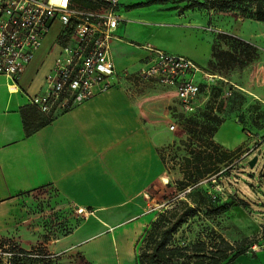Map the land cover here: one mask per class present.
<instances>
[{
    "label": "crops",
    "instance_id": "obj_1",
    "mask_svg": "<svg viewBox=\"0 0 264 264\" xmlns=\"http://www.w3.org/2000/svg\"><path fill=\"white\" fill-rule=\"evenodd\" d=\"M149 1L119 0L125 21L117 29L120 41L111 46L117 71L136 72L149 57L147 46L188 56L205 69L214 38L194 24L166 15L169 12L159 4L142 5ZM185 44L193 54L183 53ZM48 45L44 43L14 88L0 76V238L21 242L19 226L11 221L10 227L7 217L27 195L52 189L66 207L90 217L80 215V222L67 234L38 242L53 257L78 255L86 264H102L105 247L118 239L117 231L144 225L149 209L143 195L164 180L156 125L140 93L153 84L119 79L106 93L57 114L47 126L25 137L20 110L42 90L52 67L53 60L48 62L51 37ZM125 47L130 50L126 58ZM129 231H119L117 236L120 239ZM241 260L264 264V244L258 251L239 256L235 264Z\"/></svg>",
    "mask_w": 264,
    "mask_h": 264
},
{
    "label": "rangeland",
    "instance_id": "obj_2",
    "mask_svg": "<svg viewBox=\"0 0 264 264\" xmlns=\"http://www.w3.org/2000/svg\"><path fill=\"white\" fill-rule=\"evenodd\" d=\"M194 2L202 3V0H152L142 5L159 4L163 11L169 12L166 15L177 16L185 23L194 24L199 31L214 38L213 60L204 71L222 77L223 81H217L216 87H210L209 99L197 110L194 119L195 125L204 127L203 123L206 124L212 116L218 117L219 124L211 139L221 151L230 153V161L220 166L216 175L219 179L210 176L198 181L193 187L178 191L177 183L182 179L179 164L187 155L188 145L184 131L187 122L181 117L193 116L180 113L174 88L152 85L141 90L150 121L156 125L154 135L159 139L158 152L164 161L166 174L162 175L163 182L157 181L146 196L149 216L144 225L138 223L134 227L129 225L122 228L119 231H130L120 239L117 231L115 236L118 239L110 244L108 242L105 247L106 255L102 258V264H135L136 253L149 223L160 212L174 207L178 201L191 204L192 201H199L200 195L206 197V205L220 208L221 212L205 218H191L177 236L181 244L204 239L209 229L222 235L230 244L244 243L250 253L260 250L264 244V105L251 95L264 100V23L234 11L197 8L192 6ZM248 12L253 13V9ZM49 38L45 41L47 46ZM241 41L252 48L250 54L253 59L249 62L242 54L244 46L239 44ZM191 49L190 45L185 44L183 53L193 54ZM129 51L125 47L123 57L126 58ZM185 57L198 65L194 59ZM52 60L54 53L48 57V62ZM232 87L231 97L223 102L221 92ZM59 113L62 112L41 115L52 120ZM170 116L177 125L173 131L168 128L171 125ZM191 144L192 149L198 148L195 141ZM258 150L261 153L250 168L247 162ZM226 167L229 168L227 173ZM77 213L65 206L55 190L27 195L15 212L7 217L10 227L14 225H11V221L19 226L16 229L19 230L21 242L0 238V251L1 242L6 240L9 245H16L26 251L35 249L37 254H50L48 248H44L38 240L46 243L47 240L59 238L80 222V215L83 219L90 217L84 211ZM51 260L55 264H86L78 255L53 257ZM239 264L246 263L241 260Z\"/></svg>",
    "mask_w": 264,
    "mask_h": 264
},
{
    "label": "built area",
    "instance_id": "obj_3",
    "mask_svg": "<svg viewBox=\"0 0 264 264\" xmlns=\"http://www.w3.org/2000/svg\"><path fill=\"white\" fill-rule=\"evenodd\" d=\"M124 21L119 0H0V76L14 88L51 37L52 67L42 90L29 99L40 114L67 112L114 88L119 79H129L136 85L174 88L180 113L196 115L209 99L210 87L223 78L186 57L148 46L149 57L136 72L117 71L111 46L120 41L117 29ZM233 90H223L221 100ZM169 129L175 130V124Z\"/></svg>",
    "mask_w": 264,
    "mask_h": 264
},
{
    "label": "trees",
    "instance_id": "obj_4",
    "mask_svg": "<svg viewBox=\"0 0 264 264\" xmlns=\"http://www.w3.org/2000/svg\"><path fill=\"white\" fill-rule=\"evenodd\" d=\"M192 6L216 9L220 12L234 11L247 16L248 19L264 23V0H202V3L194 2ZM249 9H253V13H249ZM239 44L244 46L242 54L247 58L246 61H251L253 57L250 54L252 49L250 45L242 41ZM213 49L214 45L207 66L213 60ZM20 115L25 137L31 136L51 122L30 106L23 107ZM196 115L192 118L181 117L187 122V126L183 127L188 145L187 155L179 164L182 179L177 183V188L180 192L207 177L215 176L219 179L216 175L220 171V166L228 163L231 157L230 153L221 151L211 139L219 124L218 117L214 115L206 124L203 123L204 127H198L195 125ZM194 141L195 146H198L196 149H192V144L190 145ZM228 170L229 168L225 172ZM206 200L205 196L200 195L199 201H192L191 204L187 201H178L174 207L160 212L144 231L135 264H235L239 256L245 255L248 250L244 243L230 244L213 229H209L206 237L195 243L186 245L179 242L177 236L191 218H205L221 212L220 208L206 205ZM7 242L6 240L1 242L3 245L0 251V264H55L50 254H37L35 249L26 251ZM5 245L7 248H4Z\"/></svg>",
    "mask_w": 264,
    "mask_h": 264
},
{
    "label": "water",
    "instance_id": "obj_5",
    "mask_svg": "<svg viewBox=\"0 0 264 264\" xmlns=\"http://www.w3.org/2000/svg\"><path fill=\"white\" fill-rule=\"evenodd\" d=\"M260 154V151H257V154L255 156H253L248 162L247 165L252 168L254 166V164L256 163L257 160V156Z\"/></svg>",
    "mask_w": 264,
    "mask_h": 264
},
{
    "label": "bare ground",
    "instance_id": "obj_6",
    "mask_svg": "<svg viewBox=\"0 0 264 264\" xmlns=\"http://www.w3.org/2000/svg\"><path fill=\"white\" fill-rule=\"evenodd\" d=\"M253 96V95H252ZM255 99L259 100L263 105H264V101L260 100L258 96L254 95L253 96Z\"/></svg>",
    "mask_w": 264,
    "mask_h": 264
}]
</instances>
